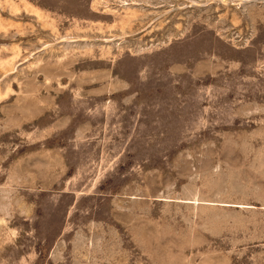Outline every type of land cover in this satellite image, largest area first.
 <instances>
[{
  "label": "rangeland",
  "instance_id": "374dc122",
  "mask_svg": "<svg viewBox=\"0 0 264 264\" xmlns=\"http://www.w3.org/2000/svg\"><path fill=\"white\" fill-rule=\"evenodd\" d=\"M0 264H264V0H0Z\"/></svg>",
  "mask_w": 264,
  "mask_h": 264
}]
</instances>
